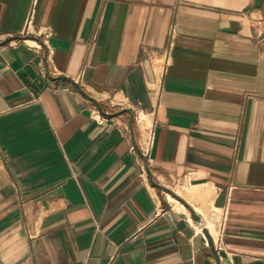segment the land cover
I'll use <instances>...</instances> for the list:
<instances>
[{"label": "crops", "instance_id": "0c3cea01", "mask_svg": "<svg viewBox=\"0 0 264 264\" xmlns=\"http://www.w3.org/2000/svg\"><path fill=\"white\" fill-rule=\"evenodd\" d=\"M218 260L264 264V0H0V264Z\"/></svg>", "mask_w": 264, "mask_h": 264}, {"label": "water", "instance_id": "95a60500", "mask_svg": "<svg viewBox=\"0 0 264 264\" xmlns=\"http://www.w3.org/2000/svg\"><path fill=\"white\" fill-rule=\"evenodd\" d=\"M156 184H157V183H156ZM157 185H158V184H157ZM194 217H195L200 223H202L201 217H199V216L196 215L195 213H194ZM205 232H206V235H207V237H208V240H209L210 246L212 247V249H214V242H213V238H212L210 232H209L207 229L205 230ZM218 259H219V258H218ZM218 264H220V261H219V260H218Z\"/></svg>", "mask_w": 264, "mask_h": 264}, {"label": "rangeland", "instance_id": "374dc122", "mask_svg": "<svg viewBox=\"0 0 264 264\" xmlns=\"http://www.w3.org/2000/svg\"><path fill=\"white\" fill-rule=\"evenodd\" d=\"M142 123L145 127L150 126V120L146 119L145 117H142ZM212 227V226H211ZM213 228V227H212Z\"/></svg>", "mask_w": 264, "mask_h": 264}]
</instances>
